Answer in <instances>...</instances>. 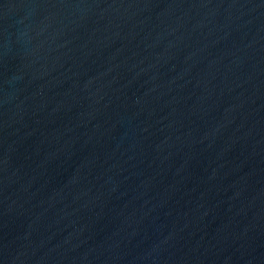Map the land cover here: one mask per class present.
<instances>
[{
  "label": "water",
  "instance_id": "1",
  "mask_svg": "<svg viewBox=\"0 0 264 264\" xmlns=\"http://www.w3.org/2000/svg\"><path fill=\"white\" fill-rule=\"evenodd\" d=\"M0 264H264V0H0Z\"/></svg>",
  "mask_w": 264,
  "mask_h": 264
}]
</instances>
